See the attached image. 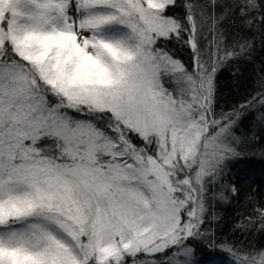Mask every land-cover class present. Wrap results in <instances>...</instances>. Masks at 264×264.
I'll use <instances>...</instances> for the list:
<instances>
[{
  "label": "snow or ice",
  "instance_id": "1",
  "mask_svg": "<svg viewBox=\"0 0 264 264\" xmlns=\"http://www.w3.org/2000/svg\"><path fill=\"white\" fill-rule=\"evenodd\" d=\"M262 53L264 0H0V264H264V197L213 227L264 165Z\"/></svg>",
  "mask_w": 264,
  "mask_h": 264
},
{
  "label": "trees",
  "instance_id": "2",
  "mask_svg": "<svg viewBox=\"0 0 264 264\" xmlns=\"http://www.w3.org/2000/svg\"><path fill=\"white\" fill-rule=\"evenodd\" d=\"M261 55H264L262 53ZM245 77H247V83L251 85V68L250 66L245 70ZM220 87L222 99L221 103L228 106L232 103H236L240 98L239 93L244 92V88L240 87L239 92L237 91V85L233 81V77L229 72H225L220 77ZM255 163V173L251 179L246 182L238 179V184L241 185L240 194L238 197L233 199L229 205L217 206L216 211L221 213V219L213 224V227H217L219 232L224 235H230L236 240H245L246 236L239 231L233 232V225L238 219V212H247V208L244 205L245 196L252 193L258 197H264V165ZM250 207V205H249ZM247 239L254 240L255 243H264V234H257L255 237L248 236Z\"/></svg>",
  "mask_w": 264,
  "mask_h": 264
}]
</instances>
